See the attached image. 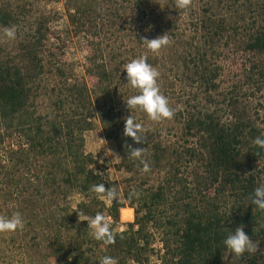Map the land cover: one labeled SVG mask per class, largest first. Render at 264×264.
Masks as SVG:
<instances>
[{"label": "trees", "instance_id": "trees-1", "mask_svg": "<svg viewBox=\"0 0 264 264\" xmlns=\"http://www.w3.org/2000/svg\"><path fill=\"white\" fill-rule=\"evenodd\" d=\"M146 1L67 0V25L85 51L79 75L45 66L40 54L51 31L41 22L14 51L0 55V215L19 211L25 221L22 230L0 233V264H39L44 257L56 264H99L104 256L118 264L256 263L255 254L231 255L223 240L242 225L250 239L264 242V213L249 199L262 185V167H252L264 162V149L253 144L264 137V117L222 90L221 59L235 52L245 56L246 78L254 83L249 94L260 95L264 0H193L183 25L180 9L173 6L169 17L159 6L141 7ZM11 12L0 5V25L11 22ZM164 33L170 45L159 54L149 52L148 63L177 80L176 88L170 81L169 88L160 87L175 99L170 107L177 111L153 131L145 124L144 144L134 143L123 135L125 100L138 90L123 67L147 52L141 38ZM44 93L47 106L38 101ZM130 111L145 119L140 109ZM95 119L118 151L117 167L142 166L128 155L131 145L145 149L142 159L151 171L138 180L130 174L108 180L92 170L83 131ZM176 129L180 142L168 137ZM100 183L116 187L120 202L109 207L90 191ZM133 190L140 192L138 199H129ZM74 192L84 197L71 205ZM126 205L133 218L111 245L93 239L87 221L79 219L80 212L117 219L118 208L120 213ZM148 223L160 233L158 262H148Z\"/></svg>", "mask_w": 264, "mask_h": 264}, {"label": "rangeland", "instance_id": "rangeland-1", "mask_svg": "<svg viewBox=\"0 0 264 264\" xmlns=\"http://www.w3.org/2000/svg\"><path fill=\"white\" fill-rule=\"evenodd\" d=\"M173 4L174 2L172 0H159L158 2L156 0H148L146 3H143V6L141 7L156 5V7L159 6V10H162L165 16L171 17V8L174 6ZM196 4L197 3L195 2V5ZM0 5H6V7L13 12V19L11 22L7 25H0V55L4 54L6 51H14L18 46V42L27 37L28 34H31L35 25H37L38 22H41L49 29V31H51L46 34L47 40L45 41V47H47V50L40 54L45 66L59 65L65 72L73 75H79L83 72L82 64L85 60V51L82 48L80 37L72 33L67 25L65 17L67 0H0ZM164 6L165 8H162ZM137 11H140V8ZM178 13H180L178 15L179 23H182L183 25L184 20L190 11L188 10L187 14H185L184 11L180 10ZM247 14L248 12L246 11L245 16H247ZM10 26H15L16 28V38L14 40H8L3 35V29ZM124 33L128 37L127 31ZM125 35L124 37H126ZM127 37L124 39L125 42L128 43L130 40ZM228 55L229 56L221 59L224 67V80L222 81L221 86L222 90L226 91L227 95H235L237 97L236 99L238 105H248L249 111L257 109L264 117V86L260 90V95L258 97L256 96L257 98L251 97L249 91L253 88L254 83L246 78V71L244 70L246 67L244 68V65L247 66L248 64H246L245 56H243L240 52ZM158 79L161 84L160 87L166 86L169 88V84L167 83L168 81L173 82V86L175 88L177 87V80L172 78V74L169 71L162 72L160 78ZM50 81L51 78L47 81V87ZM218 97H220V95ZM41 99H43V103H45L44 106H47L49 100L48 93L42 94V96L38 98V101ZM168 99L169 103H174L175 101L174 98ZM125 112L126 117L133 114L130 110ZM132 116L135 118L136 122L142 123L144 127L146 124V126H148L149 129H152V131L155 127H160V122L150 121L146 114L144 116L145 119L142 120H140L141 116L137 113H134ZM162 131L165 130L163 129ZM174 131L175 132H170V134L172 133L173 135L168 134V137L173 141H176L177 139V141L180 142L177 138L178 130L176 129ZM83 150L92 157V161L89 164L90 168L97 171L108 180L118 179L119 177L128 174L133 175L136 180H138L144 175V173L140 170L142 168L140 165L137 168H133L131 171H125L122 168L117 167V163L119 161L118 151L116 150L114 143L110 139L103 136L102 130L100 129L96 119L90 128L83 131ZM255 167H262L260 171V179L262 184H264V162L261 161V163H256L252 168L255 169ZM162 169L164 168L161 167L160 171H162ZM188 186L191 187V180H189ZM176 187L178 186L174 185L173 189ZM83 197L84 196L79 193H72L71 196H69L70 204L73 205L78 199ZM126 207H130L132 209L129 205H126ZM169 211L165 210L162 214L167 215V212ZM262 212L264 213V211ZM132 218L133 210L132 217L125 220L121 218V209L119 213L118 208V217L117 219H113L115 221L113 229L117 230L121 226L125 227L124 222L132 220ZM146 227L148 231L151 232L150 246L152 247V250H150L148 254V262H158L159 257L162 254L159 230L158 228H154V226L149 223ZM253 241H258V248L260 250L255 254L257 256L255 264H264V242L261 243L262 240L256 239H253ZM246 254L250 255L247 252ZM18 262L19 261H17V263ZM39 264L56 263L53 260L44 257L41 261H39ZM225 264H231V262H227ZM237 264L247 263L245 259H242L239 260Z\"/></svg>", "mask_w": 264, "mask_h": 264}, {"label": "clouds", "instance_id": "clouds-1", "mask_svg": "<svg viewBox=\"0 0 264 264\" xmlns=\"http://www.w3.org/2000/svg\"><path fill=\"white\" fill-rule=\"evenodd\" d=\"M193 0H175V8L184 11L187 14L192 6ZM3 35L8 40L16 38L15 26L5 27ZM147 49V52L137 58L131 59L123 67L126 72L127 82L133 89L138 90V94L128 97L126 107L130 109H140L148 119L153 122L173 119L177 109L170 107L169 99L161 93L158 78L160 71L148 63V53L159 54L163 48L170 45L171 40L165 33L153 39L141 38ZM145 128L142 123L136 122L135 118L128 115L124 121L123 135L131 137L134 143L144 144ZM253 144L260 149H264V137L258 136L253 140ZM145 149L143 147H132L128 145V155L131 158L140 160L142 164L141 172L147 173L151 171L150 164L147 160L142 159ZM90 191L94 192L109 207L114 201L120 202L121 193L116 187L105 188L103 183L94 184L90 187ZM140 192L135 190L129 193V199L132 197L139 198ZM251 204H254L258 210L264 211V184L257 186L249 197ZM80 221H87V226L92 230L90 235L93 239L102 242L105 246L114 244L116 236L123 238L126 228L121 226L117 230H113L115 221L112 217L97 212L94 216H89L83 212L79 213ZM25 227V221L22 214L17 211L10 217L0 215V233H12L22 230ZM223 244L231 255L236 258L243 256L246 252L256 254L259 250L258 241H253L243 231V226H238L234 232L229 234L223 240ZM99 264H118V260L111 256H104L100 259Z\"/></svg>", "mask_w": 264, "mask_h": 264}, {"label": "bare ground", "instance_id": "bare-ground-1", "mask_svg": "<svg viewBox=\"0 0 264 264\" xmlns=\"http://www.w3.org/2000/svg\"><path fill=\"white\" fill-rule=\"evenodd\" d=\"M132 217V209L130 207L121 208V218L128 220Z\"/></svg>", "mask_w": 264, "mask_h": 264}]
</instances>
